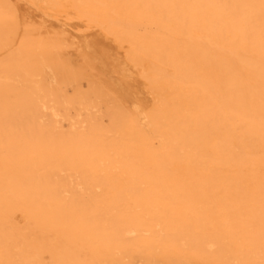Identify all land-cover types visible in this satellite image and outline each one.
I'll use <instances>...</instances> for the list:
<instances>
[{"label": "bare ground", "instance_id": "6f19581e", "mask_svg": "<svg viewBox=\"0 0 264 264\" xmlns=\"http://www.w3.org/2000/svg\"><path fill=\"white\" fill-rule=\"evenodd\" d=\"M46 255L264 264V0H0V264Z\"/></svg>", "mask_w": 264, "mask_h": 264}, {"label": "rangeland", "instance_id": "374dc122", "mask_svg": "<svg viewBox=\"0 0 264 264\" xmlns=\"http://www.w3.org/2000/svg\"><path fill=\"white\" fill-rule=\"evenodd\" d=\"M154 30V28H153ZM145 29L141 28L138 31L139 35H144L145 34ZM67 84V83H66ZM79 86H75V84L71 85V84H63L60 85L58 88V97L60 100H75L77 98V96H79V93H82V96H87L89 94H93L92 91V85L90 84V82L87 79H82V81H80V83L78 84ZM96 98H98V102L93 103L94 109L92 110L93 115L97 114L98 116H100L101 118H108V116L116 110L117 107V103L115 100H112L111 96H104V95H98V96H94ZM121 107V106H120ZM97 111V112H96ZM78 116V114H77ZM75 119H78V117H76V115L74 116ZM81 120H83V122H88L90 124L91 117L90 115H88V112L86 110H82L80 111V118ZM64 128L67 129V123L64 124ZM18 229H20V226H18ZM46 263L47 264H55V261L49 256L46 255Z\"/></svg>", "mask_w": 264, "mask_h": 264}]
</instances>
